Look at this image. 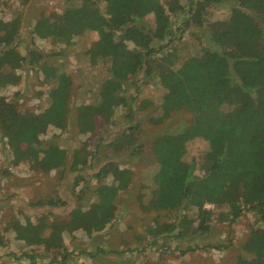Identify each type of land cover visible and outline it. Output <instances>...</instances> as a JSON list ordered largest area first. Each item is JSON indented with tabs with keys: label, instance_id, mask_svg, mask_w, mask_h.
I'll list each match as a JSON object with an SVG mask.
<instances>
[{
	"label": "trees",
	"instance_id": "obj_1",
	"mask_svg": "<svg viewBox=\"0 0 264 264\" xmlns=\"http://www.w3.org/2000/svg\"><path fill=\"white\" fill-rule=\"evenodd\" d=\"M164 1L61 0V12L43 11L37 17L31 44L22 36V16L0 18V134L7 140L15 162L28 161L35 170L45 174L56 171L61 178L66 170L79 173L95 163L97 151L90 152L89 143L74 149L69 159L68 151L45 146L41 140L51 126L69 121L73 96L89 95L91 99L77 108L78 133L92 134L99 125L122 128L120 137L110 145L113 151H120L138 143L141 129L133 123L138 97L130 95L129 86L138 92L141 86L160 80L170 94L152 121L162 124L180 111L192 117L178 134L154 138L152 153L159 169L150 198H140L142 210L191 208L194 232L209 231L214 221L235 223L251 211L263 228L251 231L243 255L232 264H264V0ZM223 7H228L227 13L217 15L214 10ZM153 16L156 27L152 28ZM135 32L153 47L134 45ZM89 33L98 35L86 51L89 63L104 70L94 76V84L90 86L82 71L58 72L50 67V105L40 113L24 112L17 103L20 93L12 99L3 95L6 89L19 86L23 65L37 73L47 57H64L67 48ZM37 39L51 40L60 48L47 55L36 45ZM17 43L26 48V56L21 55ZM115 68L122 77L117 76ZM42 95L40 92L39 97ZM119 110L123 112L121 119H126L124 124L117 123ZM195 138L205 141L208 148L188 161L187 143ZM139 148L143 147L135 149L136 155L142 150ZM104 161L91 176L97 187L82 176L75 181V186L83 181L84 186L76 193L80 218L73 228L62 227L56 232L49 218L41 216L25 224L15 221L6 230L22 232L21 238L29 246L46 244L57 249L65 245L67 232L82 231L91 237L105 231L117 217L120 193L127 192L134 172L112 159ZM46 204L55 209L64 203L56 196L35 206ZM207 205H213L214 210ZM50 227L56 234L48 244L46 232ZM177 230V222L158 220L149 233L174 237ZM197 248L188 247L183 254ZM62 259L66 264L69 254Z\"/></svg>",
	"mask_w": 264,
	"mask_h": 264
},
{
	"label": "rangeland",
	"instance_id": "obj_2",
	"mask_svg": "<svg viewBox=\"0 0 264 264\" xmlns=\"http://www.w3.org/2000/svg\"><path fill=\"white\" fill-rule=\"evenodd\" d=\"M164 1V0H163ZM165 2V1H164ZM103 6V4H102ZM61 0H0V18L3 20L23 17L22 36L26 42L32 43V30L37 17L43 11L61 12ZM225 11H224V10ZM214 10L217 15L227 13L228 7ZM152 28L156 27L155 16L151 17ZM176 22L175 19H172ZM179 23L180 21L177 20ZM136 46L144 49L153 47L142 35L133 33ZM75 46L65 51L64 57H47L39 69L29 72L27 64L19 72L22 80L18 87L8 88L3 95L12 99L15 93H20L17 103L24 112L40 113L50 105L49 93L52 85L47 78L50 67L58 72L82 71L84 78L94 84L96 78L104 73L103 66H91L86 51L97 41L96 33H89L80 38ZM192 41V38L185 39ZM1 42V40H0ZM193 42V41H192ZM149 43V44H148ZM18 44L21 55L28 53L23 45ZM36 45L49 55L59 50L60 46L51 40L38 41ZM133 45L130 43V47ZM196 48L194 47L193 50ZM1 50V49H0ZM146 51V50H145ZM118 77L123 73L114 69ZM87 76V77H86ZM129 83H126V87ZM130 88V95L138 97L133 106V123L140 125L139 141L132 147L120 151L112 150L110 145L120 137L122 128H102L100 125L92 134L81 135L76 126L77 108L89 103V95H75L70 102V119L63 126H51L41 140L46 146L54 145L68 151L71 158L74 149H81L89 143V151L95 152L96 159L92 168H86L79 173L66 170L61 178L56 171L45 174L35 170L28 162H15L7 140L0 134V264H62V255L69 254L66 264H232L243 255V246L251 235V231L263 228L254 213L246 211L235 223L230 221H214L207 232H194L191 221L194 218L193 209L164 208L144 212L142 200L150 198L154 191V176L159 166L152 153V143L155 137L166 134H178L181 127L188 124L191 115L185 111L174 112L171 119L162 124L154 120L164 108L170 90L160 80L141 86L138 92ZM43 95L40 98L39 93ZM122 111L116 113L117 123L124 124ZM118 124V125H119ZM103 131H107V134ZM104 139V140H103ZM100 144L96 149V145ZM142 149L135 154L137 147ZM208 144L201 138H195L187 143L186 160L197 159L207 151ZM139 151V150H137ZM112 157H109V156ZM114 160L123 168L134 172L133 182L127 192L120 193L117 217L112 225L103 232L94 233L91 237L82 231L67 232L64 236V246L61 249L47 246H29L21 238L22 232L6 230L7 225L15 221L23 224L34 222L41 216L49 218V225L57 232L62 227L73 228L74 221L80 218L79 203L76 193L84 186V181L75 186L77 177L91 181L89 185L97 187L91 176L105 164L104 160ZM105 181L109 182L110 179ZM56 196L64 203L59 208L49 205L35 206L38 201L49 202ZM142 196V197H141ZM146 202V201H144ZM207 208L214 210L213 205ZM228 208L224 211H227ZM52 213V214H51ZM54 214V215H53ZM180 216V219H176ZM161 223L177 222L178 230L174 237L166 235L155 237L149 233L155 226V221ZM66 222L70 225H63ZM49 228L46 232L48 244L53 241L56 232ZM66 228V229H67ZM178 233L181 236L176 237ZM154 241H158L155 242ZM223 245L221 249L217 246ZM188 247H198L196 251L183 254ZM60 252V253H59Z\"/></svg>",
	"mask_w": 264,
	"mask_h": 264
}]
</instances>
